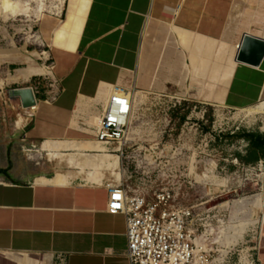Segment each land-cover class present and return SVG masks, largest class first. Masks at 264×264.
<instances>
[{
	"label": "crops",
	"instance_id": "crops-1",
	"mask_svg": "<svg viewBox=\"0 0 264 264\" xmlns=\"http://www.w3.org/2000/svg\"><path fill=\"white\" fill-rule=\"evenodd\" d=\"M61 1L35 23L55 86L17 124L25 141L41 143L31 158L48 156L60 141L61 155L48 157L74 172L29 173L0 157V255L31 264H129L126 217L108 212L109 184L77 180L85 170L65 141L96 142L117 88L135 93L133 100L182 99L177 114L186 100L208 109L264 104V56L256 65L237 59L246 33L264 38V0ZM36 70L28 65L14 81L28 82ZM259 161L264 214V155Z\"/></svg>",
	"mask_w": 264,
	"mask_h": 264
},
{
	"label": "rangeland",
	"instance_id": "rangeland-1",
	"mask_svg": "<svg viewBox=\"0 0 264 264\" xmlns=\"http://www.w3.org/2000/svg\"><path fill=\"white\" fill-rule=\"evenodd\" d=\"M20 1L24 3L25 0ZM37 20L38 15L32 13L17 17L0 13L1 162L19 166L29 173L40 170L53 174L74 172L66 161L49 159L52 156L45 153L37 159L30 157L41 143L25 141L20 133L23 125L17 123L20 118H26L25 124L31 117L21 109L18 98L8 95L10 88L37 86L35 91L40 98L50 90L49 55L46 45L36 34ZM27 56L30 59L27 60ZM28 65L38 69L32 78L28 82L14 81L18 72ZM43 67L46 70H39ZM157 96L142 95L134 100L130 135L123 155L109 152L97 177L92 176L93 168L87 166H84L85 173L74 174V177L122 185L129 193L169 184L176 188L180 205L196 208L197 214H203L213 225L225 223L228 236L238 243L233 253L235 250L238 256V252L251 250L254 264H264L262 172L258 164H246L236 157V152L247 147L248 141L241 137L242 134L254 131L264 134V112L259 110L264 104L249 109L220 108L216 111L212 108L202 119L200 105L195 108V104L186 100L177 114L172 112L175 98ZM183 114L186 117L181 120ZM237 256L233 259L237 260ZM32 260L0 255V264H31Z\"/></svg>",
	"mask_w": 264,
	"mask_h": 264
},
{
	"label": "built area",
	"instance_id": "built-area-1",
	"mask_svg": "<svg viewBox=\"0 0 264 264\" xmlns=\"http://www.w3.org/2000/svg\"><path fill=\"white\" fill-rule=\"evenodd\" d=\"M30 1L36 6V1ZM57 3L58 0H44L43 12L54 10ZM54 86L52 80L48 88ZM31 88L37 96L38 87ZM181 102L176 99L173 106ZM219 109L215 107L216 111ZM132 110L133 100L128 92L119 88L112 91L95 136L108 152L114 153L118 147L115 153L123 155ZM200 111L204 119L208 108L201 106ZM258 166L263 174L262 161ZM108 212L126 217L129 264H254L251 250L238 252L237 256L231 248L224 256V242L229 235L225 223L213 225L203 214H197L196 208L180 205L176 188L169 184L132 193L122 185L109 184ZM235 256L237 260L233 259Z\"/></svg>",
	"mask_w": 264,
	"mask_h": 264
},
{
	"label": "bare ground",
	"instance_id": "bare-ground-1",
	"mask_svg": "<svg viewBox=\"0 0 264 264\" xmlns=\"http://www.w3.org/2000/svg\"><path fill=\"white\" fill-rule=\"evenodd\" d=\"M34 1H36L37 3L36 6H32L30 3L31 2L30 0H25L24 3L21 2L20 0H0V12L4 14L16 15L18 11H20V15L26 14L27 16H30V14L32 13V14H37L38 19H40V17L43 14V11L46 9L44 0H34ZM58 1H61V0H58ZM128 94L129 96L132 97V100H133V96L135 93L132 94V92H129ZM34 97L36 100V104L30 107H27V108H24L22 106L21 100L18 98L20 101V107L25 113L26 111H32L35 108V106H37L38 99L36 98L35 93H34ZM133 105H134V100H133ZM259 110L264 112V105L261 106ZM131 116H132V113H131ZM20 120H22V118H20ZM130 128H131V122H130L128 134L126 136L127 141L130 135ZM62 146H63L62 142L55 141L54 143H52V145L47 147L48 155L55 157L57 159V157H59L62 153L61 151ZM65 147L70 149L71 153L74 156L79 157V163L82 168L84 166L92 167L93 168L92 176H96V177L99 176L100 170L102 169V166L104 162L106 161V158L109 155V152L105 148L101 147V144L97 140L96 142L89 143V144H83V143L75 142V141H65ZM118 150L119 148L116 147L115 152ZM115 152L114 154L117 155V153ZM112 172H113V169H111L110 173ZM262 206H263V200H262ZM227 238H228L227 241L224 242L225 243V246H224L225 250L223 251L224 256L227 255V252L229 251V249L237 246L238 244L234 237L230 239V237L228 236Z\"/></svg>",
	"mask_w": 264,
	"mask_h": 264
},
{
	"label": "water",
	"instance_id": "water-1",
	"mask_svg": "<svg viewBox=\"0 0 264 264\" xmlns=\"http://www.w3.org/2000/svg\"><path fill=\"white\" fill-rule=\"evenodd\" d=\"M264 56V38L246 33L240 44L237 59L239 61L259 64ZM11 98H19L24 108L36 104L33 89L31 87L12 88L8 90Z\"/></svg>",
	"mask_w": 264,
	"mask_h": 264
},
{
	"label": "trees",
	"instance_id": "trees-1",
	"mask_svg": "<svg viewBox=\"0 0 264 264\" xmlns=\"http://www.w3.org/2000/svg\"><path fill=\"white\" fill-rule=\"evenodd\" d=\"M186 114L181 116V120H184ZM244 139L249 142L248 150L246 154L238 151L236 157L246 164H255L259 161L260 156L264 155V134L260 131H254L250 133L242 134ZM219 143L216 142V144Z\"/></svg>",
	"mask_w": 264,
	"mask_h": 264
}]
</instances>
